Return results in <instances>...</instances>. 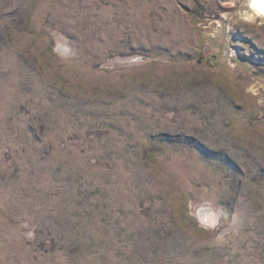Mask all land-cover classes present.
Returning <instances> with one entry per match:
<instances>
[{
  "label": "rangeland",
  "instance_id": "rangeland-1",
  "mask_svg": "<svg viewBox=\"0 0 264 264\" xmlns=\"http://www.w3.org/2000/svg\"><path fill=\"white\" fill-rule=\"evenodd\" d=\"M249 0H0V264H264V18Z\"/></svg>",
  "mask_w": 264,
  "mask_h": 264
},
{
  "label": "bare ground",
  "instance_id": "bare-ground-1",
  "mask_svg": "<svg viewBox=\"0 0 264 264\" xmlns=\"http://www.w3.org/2000/svg\"><path fill=\"white\" fill-rule=\"evenodd\" d=\"M262 2H264V0H249V4H250V7H251V11H252L253 16H259L261 18H264V14L258 15L257 14V10L256 9H253L252 6H251L253 3H262Z\"/></svg>",
  "mask_w": 264,
  "mask_h": 264
},
{
  "label": "clouds",
  "instance_id": "clouds-1",
  "mask_svg": "<svg viewBox=\"0 0 264 264\" xmlns=\"http://www.w3.org/2000/svg\"><path fill=\"white\" fill-rule=\"evenodd\" d=\"M251 6H252L253 9L257 10V14L258 15L264 14V2H262V3H253Z\"/></svg>",
  "mask_w": 264,
  "mask_h": 264
}]
</instances>
